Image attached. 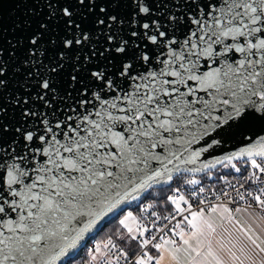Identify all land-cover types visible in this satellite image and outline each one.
<instances>
[{
  "label": "snow or ice",
  "instance_id": "snow-or-ice-1",
  "mask_svg": "<svg viewBox=\"0 0 264 264\" xmlns=\"http://www.w3.org/2000/svg\"><path fill=\"white\" fill-rule=\"evenodd\" d=\"M0 264H264V0H0Z\"/></svg>",
  "mask_w": 264,
  "mask_h": 264
}]
</instances>
